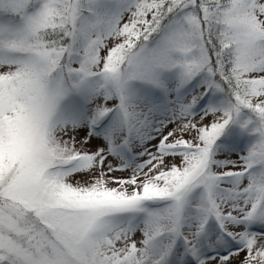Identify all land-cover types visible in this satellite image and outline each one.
Instances as JSON below:
<instances>
[{
  "label": "snow or ice",
  "instance_id": "obj_1",
  "mask_svg": "<svg viewBox=\"0 0 264 264\" xmlns=\"http://www.w3.org/2000/svg\"><path fill=\"white\" fill-rule=\"evenodd\" d=\"M0 264H264V0H0Z\"/></svg>",
  "mask_w": 264,
  "mask_h": 264
},
{
  "label": "rangeland",
  "instance_id": "obj_2",
  "mask_svg": "<svg viewBox=\"0 0 264 264\" xmlns=\"http://www.w3.org/2000/svg\"><path fill=\"white\" fill-rule=\"evenodd\" d=\"M232 133L235 135L236 132L232 131ZM236 139H237V136H236ZM111 175L114 176V177H127V176L130 175V173L129 172L116 171V172L111 173ZM82 179H86V177H84V176H76V177H74V181L75 180H82ZM110 186H115V185H110ZM255 230L259 231L260 229L256 228Z\"/></svg>",
  "mask_w": 264,
  "mask_h": 264
},
{
  "label": "trees",
  "instance_id": "obj_3",
  "mask_svg": "<svg viewBox=\"0 0 264 264\" xmlns=\"http://www.w3.org/2000/svg\"><path fill=\"white\" fill-rule=\"evenodd\" d=\"M232 131L237 132L236 129H232L231 132H232ZM243 139H244L243 137H239V136H237V140L243 141ZM257 228H259V227H257Z\"/></svg>",
  "mask_w": 264,
  "mask_h": 264
}]
</instances>
